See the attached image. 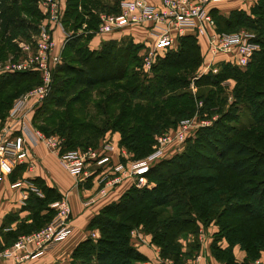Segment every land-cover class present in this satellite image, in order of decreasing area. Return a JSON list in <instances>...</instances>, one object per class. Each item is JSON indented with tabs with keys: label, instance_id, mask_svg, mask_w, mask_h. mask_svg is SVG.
Here are the masks:
<instances>
[{
	"label": "trees",
	"instance_id": "1",
	"mask_svg": "<svg viewBox=\"0 0 264 264\" xmlns=\"http://www.w3.org/2000/svg\"><path fill=\"white\" fill-rule=\"evenodd\" d=\"M119 1L66 0L63 26L72 17L82 25L89 16L92 20L86 27L94 32L99 22L96 9L116 13ZM90 3L95 9L88 8ZM256 3L255 18L244 9L232 10L227 16L210 9L218 32L244 25L258 32L253 42L261 44L246 68L223 62L218 72H206L196 79L197 87L206 88L198 94L203 104L197 108L200 113H210L212 107L221 110L225 94L220 84L232 79L234 100L228 111L213 125L199 128L193 143L187 138L183 151L150 168L145 175L153 186L131 185L117 201L103 206L87 224L88 229H98L100 236L80 241L70 254L71 264H140L145 256L130 243V231L137 228L151 235L162 257L183 264L199 248L200 227L211 223L218 230L210 249L220 263L249 264L264 251V0ZM0 7V59L9 52L18 56L13 39L30 41L39 30L36 0H0ZM94 36L89 35V41ZM80 38L65 40L50 91L32 117L36 126L37 119L46 123L37 126L46 135L59 132L64 137L61 151L95 146L111 130L121 133L118 146L131 159H141L152 152L155 134L194 113V99L186 91L187 77L203 63L195 35L180 36L174 47L156 55L149 77L135 71L138 64L143 69L140 52L144 43L128 39L120 45L121 40L112 37L102 41L99 49H90L78 42ZM39 80L35 71L0 74V117L5 118L15 97ZM240 106L248 111L247 125H241ZM50 125L53 131H48ZM22 168L19 165L15 170ZM33 182L42 196L30 194L26 206L30 222L22 221L6 232L8 243L46 225L55 214L50 204L62 199L56 188L41 179ZM188 235L192 238L183 250L179 239ZM222 239L228 243L224 248L218 245ZM236 244L245 252L241 262L232 252Z\"/></svg>",
	"mask_w": 264,
	"mask_h": 264
},
{
	"label": "built area",
	"instance_id": "2",
	"mask_svg": "<svg viewBox=\"0 0 264 264\" xmlns=\"http://www.w3.org/2000/svg\"><path fill=\"white\" fill-rule=\"evenodd\" d=\"M223 1L229 0H120L118 12H99L95 33L98 36L111 37L127 28L146 31L151 39L146 40L140 52L145 70L150 68L156 55L166 48L174 47L178 38L185 34L195 35L198 40L200 37L206 39V47L202 50L203 71L215 73V66L220 62H230L244 69L259 47L252 41L251 35L243 31H217L209 4ZM231 1L252 5L249 0ZM41 4L49 13L50 22L40 24L38 32L30 41L14 40L19 49L18 56L0 59V74L35 71L40 79L38 84L14 98L5 118L0 120V182L17 166L28 161L31 148L42 142L51 152L57 154L63 168L77 180H84L88 176V166H100L102 171L98 180L103 184L99 189L101 196H105L109 189L125 179H131V184L137 187H151L153 183L145 175L149 169L177 153L198 127L208 125L209 122L199 120L196 116L179 121L173 128L156 135L152 152L137 160L131 159L129 152L117 146L113 138L107 135L100 138L96 146L61 151L63 142L60 136L46 135L32 124L35 109L50 91L54 68L61 62V52L54 51V30L62 27L61 5L59 0H42ZM243 9L246 10L247 7ZM1 13L0 7V29ZM67 37L68 34L65 38ZM113 150H117L118 155L125 161L115 162ZM50 207L55 210V214L45 226L20 235L0 255L12 256L16 261H21L49 250L64 240L72 229L69 203L62 198L52 202ZM29 246H33V252L28 251ZM17 251L26 252L21 254ZM260 254L251 264H264V251Z\"/></svg>",
	"mask_w": 264,
	"mask_h": 264
},
{
	"label": "crops",
	"instance_id": "3",
	"mask_svg": "<svg viewBox=\"0 0 264 264\" xmlns=\"http://www.w3.org/2000/svg\"><path fill=\"white\" fill-rule=\"evenodd\" d=\"M156 1V0H150ZM213 2L209 4L210 8H216L219 13L227 15L233 8H244L243 5L234 1ZM251 1V0H249ZM227 2V3H225ZM42 0H36V6L41 14L38 26L50 22V15L46 8L42 6ZM62 10L65 8L66 0H59ZM225 3V5H221ZM220 5V7H219ZM62 12V11H61ZM62 21V19H61ZM66 30L63 26L54 30L55 35V52H62L66 37ZM121 39L127 37L134 42L145 43L151 39L149 34L138 28H127L115 33L113 36H94L89 41V48L96 49L100 43L109 38ZM198 43L201 50L206 47V39L200 37ZM110 133V132H109ZM112 137L118 146L119 133L111 132L106 134ZM113 158L116 162L121 160L117 150H113ZM101 167L90 165L87 167V175L84 180H77L63 168L60 160L54 152H51L42 142L31 148V156L23 163V168L15 170L11 176H4L0 182V252L8 248L13 242L8 243L5 238L6 232L15 230L22 221L30 222L29 210L26 208L28 198L33 192L42 196L41 191L34 184L35 179H41L49 187L56 188L66 199L71 209L72 229L69 234L56 246L34 257H27L21 261H16L12 256L0 255V264H65L70 260V254L74 247L85 238L95 233L94 229H88L89 220L97 214L100 209L110 202L117 201L120 195L132 184L131 179H125L121 184L108 190L105 196H101L99 189L103 186L99 182ZM153 185V184H152ZM218 230L214 224L207 227H200L198 233L199 248L192 257H188L183 264H222L211 253V243L213 234ZM33 232V231H32ZM133 232V233H132ZM31 233V232H30ZM28 234V233H27ZM24 235V234H21ZM192 236L188 235L179 239L182 249L185 250L186 243ZM130 243L137 251L145 256V260L140 264H175L171 258L162 257L160 248L151 241V235L143 232L141 229H132ZM222 248L228 245L225 239L218 241ZM33 246L28 247V251H34ZM27 251V250H26ZM26 251H17L25 253ZM236 261L241 262L244 259L245 252L241 250L238 244L232 248ZM261 255V254H260ZM250 262L249 264H251Z\"/></svg>",
	"mask_w": 264,
	"mask_h": 264
},
{
	"label": "rangeland",
	"instance_id": "4",
	"mask_svg": "<svg viewBox=\"0 0 264 264\" xmlns=\"http://www.w3.org/2000/svg\"><path fill=\"white\" fill-rule=\"evenodd\" d=\"M100 2H105V3H109V4H112L113 3V1L114 0H99ZM231 2V1H230ZM234 2H237V3H239V4H241L240 2H238V1H234ZM252 2V3H251ZM251 2H250V4H252V5H250V6H247L246 4H241V5H243L244 7H247V11H245L246 12V14L247 15H249L250 16V18H255L254 17V15H253V13H254V11H253V9L255 8V6H256V2H258V0L256 1V0H251ZM225 3H227V2H225ZM225 3H223V4H221V5H225ZM95 7V5L93 4V3H90L89 4V9H95L94 8ZM219 7H220V5H219ZM92 9V10H93ZM99 10V11H98ZM232 10H242V8H240V7H238V8H233ZM232 10H230V11H232ZM96 11L98 12V14H99V12H102V10L101 9H96ZM230 11H229V13H230ZM228 13V14H229ZM227 14V15H228ZM227 15H225V16H227ZM89 19L90 20H92L89 16L87 17V19L85 20V22H83V24L82 25H78L77 23H76V19L74 18V17H72V19H70V21H68V24H66L65 26H66V28H65V30H66V32H67V34H68V37H77V36H81V38L79 39V43L80 44H86V45H88L89 46V35L91 36H93V35H97L96 33H95V31L93 32V31H91L90 29H87V27H86V24H88V22H89ZM75 21V22H74ZM228 31L230 32H234V31H236V32H239V31H243V32H245V33H247V34H250L251 35V37H252V41L253 40H256L257 38H259V34H258V32L255 30V29H253V28H247V27H245L244 25L242 26V25H240V26H235L234 28H230V29H228ZM103 37V36H102ZM16 40H21L22 38H15ZM15 39H13V42H15L14 40ZM24 40V39H23ZM118 40H121L120 42V45H122V43H126L127 42V40H128V38L127 37H122L121 39L119 38ZM15 44H16V42H15ZM257 44V43H256ZM17 45V44H16ZM101 47V43H100V45H99V47L98 48H96V49H99ZM258 47H259V50H260V48H261V44L260 43H258ZM13 54L11 53V52H9L8 53V55H6V57L4 58L3 57V59H6V58H9L10 56H12ZM144 55H147L146 53L144 54ZM14 56V55H13ZM142 64H143V56H142ZM155 60V59H154ZM154 62V61H153ZM152 62V63H153ZM221 63H223V62H220L219 64H217L215 67L217 68V71L216 72H218V70H219V65L221 64ZM141 64V65H142ZM151 69V65H150V68L148 69V68H146V70L145 69H142L141 68V66H140V64H138L137 65V67H135V71H136V73H137V75H140V77H149V76H151L152 75V71L150 70ZM206 72H211V71H203L202 70V68H201V66H199L196 70H194L192 73H190L189 75H188V80H189V84H188V88H186V91L193 97V99H194V106H195V110H194V113L191 115V116H189V118H191V117H194V116H196V118L197 119H199V120H206V121H208L209 122V124L208 125H205V126H211V125H213V122L217 119V118H220V116H221V113L222 112H227L228 111V109H229V105L231 104V102H233V100H234V98H233V96H232V88H233V86H234V81L232 80V79H228V80H226V81H223L221 84H220V86L223 88V90H224V94H225V100H224V102L222 103V105H221V110H217L216 108H215V111H213L214 110V107H212L209 111H210V113L209 112H203V113H200V112H198V110H197V108H199V107H201L203 104H202V102L200 101V99L201 98H198V94H199V90H202V91H200V92H202V93H204L205 91H206V88H203V86L202 87H197V85H196V79L197 78H199L203 73H206ZM215 72V73H216ZM213 73V72H212ZM30 89V88H29ZM28 90V89H27ZM26 90H24V92H25ZM23 93V92H22ZM21 94V93H20ZM89 106H90V104H89ZM80 107H83L84 108V106L82 105V104H80ZM89 109H91V106H90V108ZM61 112L62 110L61 109H56V112ZM238 114H239V118H240V122H241V125H247L248 124V121H249V119H248V111L246 110V108L245 107H243V106H240L239 107V109H238ZM6 114V113H5ZM33 117V116H32ZM4 117H0V120L1 119H3ZM52 121H53V115H52V119H51ZM49 122V121H48ZM36 123H37V126H44V125H46V123L45 122H43V121H41V120H39V119H37L36 120ZM32 124H33V122H32ZM34 126H36L35 124H33ZM36 126V128H38ZM205 126H200V127H198L197 128V130L199 129V128H201V127H205ZM52 125H50V128H49V126H48V131H53L52 130ZM39 129V128H38ZM41 130V129H40ZM196 130V131H197ZM196 131H195V133H194V135L192 136V137H189V142L190 143H193L194 142V140L196 139L195 137H196ZM43 132V131H42ZM111 132H118L119 133V140H120V132L119 131H111V130H108V131H106L101 137H99V138H102L103 136H105L106 134H110ZM44 133V132H43ZM46 134V133H45ZM51 134H57V133H51ZM58 136H60V138L62 139V142H63V140H64V137L63 136H61L60 134H59V132H58V134H57ZM158 135V134H157ZM108 136V135H107ZM155 136H156V134L154 135V137L153 138H155ZM100 140V139H99ZM99 142V141H98ZM97 142V143H98ZM187 142V141H186ZM186 142H184V144L182 145V148L178 151V153L179 152H181V151H183V148H184V146H185V143ZM96 143V144H97ZM155 143V142H154ZM153 143V144H154ZM188 143V142H187ZM153 144H152V147H153ZM82 145H85L84 143L82 144ZM81 146V145H80ZM77 146V147H74L73 149H76V148H85V147H89V146H94V145H88V146ZM96 146V145H95ZM178 153H176V154H178ZM151 186H153V185H151ZM45 226V225H44ZM43 227V226H42ZM41 227V228H42ZM94 230H95V233H93L92 235H91V238H94V239H96V238H98L99 236H100V233H99V231H98V229H95L94 228ZM130 235H131V231H130ZM212 253V252H211ZM213 255V254H212ZM55 264H59V263H55ZM65 264H71V262H70V260H69V262H67V263H65ZM78 264H81V263H78ZM90 264H94L93 262H91Z\"/></svg>",
	"mask_w": 264,
	"mask_h": 264
}]
</instances>
